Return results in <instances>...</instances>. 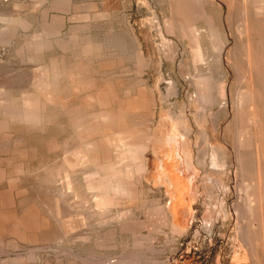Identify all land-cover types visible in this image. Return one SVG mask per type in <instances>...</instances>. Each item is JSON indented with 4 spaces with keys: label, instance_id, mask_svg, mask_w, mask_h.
<instances>
[{
    "label": "rangeland",
    "instance_id": "rangeland-1",
    "mask_svg": "<svg viewBox=\"0 0 264 264\" xmlns=\"http://www.w3.org/2000/svg\"><path fill=\"white\" fill-rule=\"evenodd\" d=\"M193 1L0 0V18L6 19H0V32L7 27L12 30L10 42L0 41V61L7 64V67L0 64V96L6 95L9 105L20 109L22 101L31 93L40 96L33 88L32 80L42 69L51 70L55 66L58 72H65L59 76L49 105L40 96L41 104L45 102V106L40 105L43 108L40 114L45 111L46 114L41 116L43 120L39 127L29 128L24 122L9 120L10 117L0 113V123L3 121L0 124V264H94V259L95 263L106 262L115 256L118 264L121 260L123 264H131L125 260L130 257L132 260L133 256L136 257L133 264H155V261H159L157 264H235L240 245L239 232H244L257 252L261 243L257 234L259 227L251 228L250 225L256 223L259 213L254 206L251 215L246 207L247 198H257L258 173L262 178L259 189L264 210V40L260 35L264 36V31H257L264 28V25L259 26L264 24V11L256 15L254 0L246 3L242 0ZM194 7L199 9L198 14L192 11ZM189 8H192L190 15ZM104 15L107 20L102 18ZM192 15L196 24L190 21ZM247 15H251V20ZM111 20L112 23H108ZM244 20L249 22L252 30L254 24L258 27L254 26L256 29L251 31L252 39L249 40L253 50L251 69L248 67L246 42L237 31ZM258 20L263 23L257 24ZM51 23L55 25L52 28L55 35L49 38L43 28ZM213 25L215 28L211 29ZM193 28L198 32L197 36L191 33ZM119 30L121 34L118 36ZM35 38L49 40V43L35 51L32 46ZM91 40L95 44H91ZM104 41L105 45L110 43L105 46L107 49ZM258 41L263 45L259 46ZM112 42L115 45L113 50ZM93 46L97 53L94 49L92 53ZM81 47H88L89 51L84 52ZM199 55L202 56L201 63ZM255 61H261L262 66ZM255 66L260 68L258 73ZM3 85L6 89L2 88ZM12 85H17L16 90ZM22 87H25L24 94ZM26 88L31 89V93L27 94ZM13 92L19 98L14 97ZM15 98L19 100L13 101ZM250 99L253 110L258 113L255 123L250 119V107L247 106ZM46 106H51L50 110ZM51 110L54 114L57 110L56 116ZM47 111H50L49 120ZM99 112L103 114L101 117L95 115ZM44 119L48 121L43 123ZM44 128L49 132L45 134ZM142 133H148L149 140L146 151L138 160L132 140L125 136L131 134L136 138ZM86 140H91L95 149L81 146ZM69 145L72 159L64 154L70 150ZM76 151L86 152L89 162H74ZM63 156L64 166L61 165ZM94 156L98 160L93 161ZM67 157L70 159L66 162ZM258 157L259 163L256 161ZM169 163L171 166L180 165L185 173H182L184 178L173 186L155 172L157 166H169ZM258 167L260 170L256 173ZM18 169H23L22 173ZM65 169L69 176L66 180ZM95 169L104 176L105 183L109 180L111 185L118 179L117 184L125 187V193L114 198L110 192L105 194V190L99 192L100 197L97 195L95 200L94 196L90 197L93 193L88 194L84 189L87 174L83 173ZM181 182L187 187V205L184 206L177 202ZM64 192L66 196L62 195ZM69 192L74 195L67 196ZM101 200L102 203L106 200L104 205L111 203L109 208L105 205L107 209H104L103 205L100 209L98 202ZM234 207L240 214L237 221ZM91 212L103 214L96 217ZM174 227L176 231L172 230ZM27 228L37 229L43 236L35 237L37 241L33 238V243L30 238H21L19 234ZM64 232L69 237H65ZM77 233H83L84 239L75 238ZM113 233L115 236L111 235ZM57 239H60L58 244ZM59 243H63L61 249Z\"/></svg>",
    "mask_w": 264,
    "mask_h": 264
},
{
    "label": "bare ground",
    "instance_id": "bare-ground-1",
    "mask_svg": "<svg viewBox=\"0 0 264 264\" xmlns=\"http://www.w3.org/2000/svg\"><path fill=\"white\" fill-rule=\"evenodd\" d=\"M147 1V0H146ZM185 1V0H184ZM198 1V0H197ZM243 2H247L248 0H242ZM192 2H194L193 0H192ZM199 2V1H198ZM216 1H213V3H215ZM218 2V1H217ZM240 2V1H239ZM242 2V3H243ZM250 2H252V0L250 1ZM146 3V2H145ZM201 3V5H202V2H200ZM242 3H239V4H242ZM244 3V4H245ZM146 4H148V3H146ZM195 4V3H194ZM196 4H198L197 2H196ZM232 4V3H231ZM243 4V5H244ZM187 5V4H186ZM190 5V4H189ZM205 5V4H204ZM212 5V4H211ZM246 5V4H245ZM250 5H251V3H250ZM249 5V6H250ZM185 6V5H184ZM206 6H207V4H206ZM189 7H191V5L189 6ZM195 7H196V5H195ZM195 7H194V9H192V11L195 13L197 10H199L198 8L197 9H195ZM198 7V6H197ZM239 7V6H238ZM246 7V6H245ZM254 10H255V12H256V15L257 16H259V15H261L262 14V12L264 11L263 9H264V0H254ZM253 7L251 6V8L253 9ZM204 8V6L202 7V9ZM207 8V7H206ZM231 8V7H230ZM242 8V7H241ZM190 8H189V11L191 10ZM246 9V8H245ZM250 9V8H249ZM195 10V11H194ZM243 10V9H242ZM200 11H201V9H200ZM244 12V10L241 12V13H243ZM246 12V11H245ZM248 12V11H247ZM252 12H253V10H252ZM249 13V14H252L253 15V13ZM177 13V12H176ZM190 13H191V11L189 12V14L188 15H190ZM198 13H199V11H198ZM197 12H196V14H198ZM105 14V13H104ZM108 14V16H109V13H107ZM196 14H194L195 16H196ZM201 14H203V12L201 13ZM204 14H205V12H204ZM111 15V14H110ZM127 15V14H126ZM207 15H208V13H207ZM242 15H244V14H242ZM177 16V15H176ZM194 16V17H195ZM199 16H201V15H199ZM203 16V15H202ZM248 16V15H247ZM249 16H251V15H249ZM248 16V17H249ZM105 17V15L102 17V18H104ZM106 17H107V15H106ZM126 17V16H125ZM124 17V18H125ZM179 17H181V15H179ZM186 17H190V16H186ZM207 17V16H206ZM110 18V17H109ZM112 18V17H111ZM198 18V17H197ZM202 18V17H201ZM200 18V19H201ZM208 18V17H207ZM207 18H205V20L207 19ZM246 18V17H245ZM250 18V17H249ZM2 21H5L6 19L5 18H0ZM104 19H106V18H104ZM104 19H103V21H104ZM107 19H108V17H107ZM106 19V20H107ZM178 19V18H177ZM190 19V18H189ZM188 19V20H189ZM193 19V15H192V18L190 19V21ZM255 19V18H254ZM263 19V18H262ZM110 20V19H109ZM114 20V19H113ZM113 20H111V22H108V23H112V21ZM120 20V19H119ZM124 20V19H123ZM126 20V19H125ZM152 20V19H151ZM176 20V19H175ZM212 20V19H211ZM242 20H243V18H242ZM247 20V19H246ZM246 20H244L243 22H241L240 23V25H239V27H238V36H240L241 38H243L244 39V41L246 42V45H247V47H246V55H247V58H248V67L251 69V64H250V56L253 54V50L251 49V47L249 46V40H250V38L252 37L251 36V31H255V29H256V27H257V25L256 24H254L252 27L253 28H255V29H251L250 28V26H249V22L247 23V21ZM250 20H251V18H250ZM157 21V20H156ZM213 21V20H212ZM248 21H249V19H248ZM252 21H255V20H252ZM261 21V20H260ZM116 22V21H115ZM191 22H193V20L191 21ZM195 22V21H194ZM193 22V23H194ZM198 22V21H197ZM205 22V21H204ZM207 22V21H206ZM114 23V22H113ZM154 23V22H153ZM209 23V22H208ZM208 23L206 24V25H208ZM211 23V22H210ZM257 23V22H256ZM262 24L263 22H259V20H258V23L257 24ZM54 24V23H53ZM149 24V23H148ZM187 24V23H186ZM194 24H196V22L194 23ZM193 24V25H194ZM201 24V23H200ZM253 23L251 22V24L250 25H252ZM60 25V24H59ZM127 25V24H126ZM192 25V26H193ZM199 25V24H198ZM210 25V24H209ZM264 24H262V25H259V26H263ZM50 26V24H48V26H47V28H46V26H45V28H43V32H45V34H46V36H48L49 38H50V36L52 37L53 35H55V31L52 29V28H54L55 27V25L53 26L52 25V23H51V26ZM106 26V25H105ZM112 26L113 25H111V27L110 28H112ZM119 26V25H118ZM254 26H256V27H254ZM59 27V26H58ZM58 27H56V29L58 28ZM109 27V26H108ZM200 27V26H199ZM109 28V29H110ZM197 28V27H196ZM210 27H208V29H209ZM213 28H215L214 27V25L211 27V29H213ZM258 28V27H257ZM260 28V27H259ZM45 29V30H44ZM105 29V28H104ZM109 29H108V31H109ZM127 29V28H126ZM202 28H200V30H201ZM207 29V28H206ZM264 29V28H263ZM257 30V31H259V32H261L262 33V31H264V30ZM111 30V29H110ZM117 30V29H116ZM121 30V29H120ZM120 30L119 31H117V33L118 32H120ZM203 30V29H202ZM201 30V31H202ZM107 31V30H106ZM127 31V30H126ZM212 31V30H211ZM215 31H216V29H215ZM105 32V31H104ZM196 32H197V30L196 29H192V31H191V33H193V34H196ZM205 32H206V30H205ZM107 33V32H106ZM109 33V32H108ZM111 33H112V31H111ZM110 33V36L113 34H111ZM117 33L115 32V35H117ZM198 33V32H197ZM213 33V32H212ZM219 33V32H218ZM12 30L10 29V28H6V29H4L3 31H1L0 32V41H1V43H3V42H6V41H8V42H10L11 40H8L12 35ZM57 34V33H56ZM121 34V32L118 34V36ZM203 34L205 35V33H204V31H203ZM134 35V34H133ZM218 35L219 34H217V36L216 37H218ZM260 35H262V37H263V39L262 40H264V36H263V34H260ZM107 36V35H106ZM109 36V37H110ZM196 36H197V34H196ZM195 36V38L197 39V37ZM208 36H209V34H208ZM237 36V35H236ZM237 36V37H238ZM251 36V37H250ZM47 37V38H48ZM108 37V36H107ZM112 37H113V35H112ZM115 37L116 36H114V38L113 39H115ZM200 37V36H199ZM210 38H213V36L211 37V36H209ZM48 38V39H49ZM119 38V37H118ZM132 38V37H131ZM93 39V38H92ZM117 39V38H116ZM237 39H239V37L237 38ZM252 39V38H251ZM260 39V38H259ZM105 40H107V39H105ZM112 40V39H111ZM110 40V41H111ZM118 40V39H117ZM213 40H214V38H213ZM219 40V39H218ZM92 41V40H91ZM90 41V43L91 44H95V42H91ZM107 41H109V40H107ZM220 41V40H219ZM68 42V44L69 43H71V41L69 42V41H67ZM88 42V41H87ZM198 42H199V40H198ZM221 42V41H220ZM260 42H262V41H260ZM7 43V42H6ZM49 43V40H47V41H44L42 38L41 39H39V38H35L34 39V41H33V43H32V46H33V49L35 50V51H40L45 45H47ZM109 42H107L106 44L107 45H109L108 44ZM113 43V42H112ZM114 43H117L116 41H114ZM114 43H113V45H114ZM222 43V42H221ZM243 43V42H242ZM263 44H264V42H262ZM67 44V43H66ZM67 44V45H68ZM89 44V43H88ZM88 44H86V45H88ZM96 44H98L97 42H96ZM119 44H121V43H119ZM199 44V43H198ZM218 44H219V42H218ZM224 44V43H223ZM222 44V45H223ZM258 44H259V46H261V45H263V44H261L260 45V43H259V41H258ZM62 45V44H61ZM82 45V44H81ZM107 45H105V41H104V47L105 46H107ZM118 45V44H117ZM125 45H126V43H125ZM136 45V44H135ZM254 45L255 44H253V47H254ZM99 46H101V44H99ZM199 46V45H198ZM197 46V47H198ZM243 46H245V45H243ZM48 47V46H47ZM97 47V46H96ZM110 47V46H109ZM108 47V50L110 49ZM115 47V45L112 47V50H113V48ZM126 47V46H125ZM200 47V46H199ZM198 47V48H199ZM257 47H258V45H257ZM257 47H255L254 49H256L257 51L259 50V48H257ZM66 48V47H65ZM117 48H118V46H117ZM119 48H121V47H119ZM122 48H123V46H122ZM219 48H220V46H219ZM7 49V48H6ZM81 49H82V51H84V52H86V51H89V48L88 47H81ZM93 49H94V51H95V47L93 46V48H92V53L94 52L93 51ZM105 49H107L106 47H105ZM138 49V48H137ZM217 49V48H216ZM260 49H262L261 47H260ZM107 50V52H109V55H110V50L108 51ZM116 50V49H115ZM114 50V51H115ZM106 51V50H105ZM136 51V50H135ZM220 51V50H219ZM263 51V50H262ZM5 52V51H4ZM3 52V53H4ZM83 52V53H84ZM107 52H104L105 54H107ZM112 52V51H111ZM116 52H118V51H116ZM115 52V53H116ZM132 52V51H131ZM221 52V51H220ZM261 52V51H260ZM95 53H97L96 51H95ZM119 53V52H118ZM254 53H256V52H254ZM11 54V53H10ZM100 54V53H99ZM112 54V53H111ZM117 54V53H116ZM120 54H122V52L120 53ZM97 55V54H96ZM108 55V56H109ZM259 55V54H258ZM257 55V56H258ZM1 56H4V54L3 55H1ZM111 56H113V55H111ZM115 56V55H114ZM264 56V55H263ZM262 56V58L264 59V57ZM103 57V56H102ZM105 57H107V56H105ZM110 57V56H109ZM108 57V58H109ZM201 57L202 56H198V60L200 61V59H201ZM259 57V56H258ZM1 58V57H0ZM6 59H7V57H5ZM4 58V59H5ZM89 58H90V56H89ZM113 58V57H112ZM110 59V58H109ZM109 59H107V60H109ZM256 59H257V57H256ZM2 60V59H1ZM8 60V59H7ZM105 60V59H104ZM258 60V59H257ZM259 60H260V58H259ZM3 61V60H2ZM28 61V60H27ZM29 61H30V59H29ZM89 61V60H88ZM91 61V60H90ZM263 62H262V64H264V60H262ZM109 62V61H108ZM204 62V61H203ZM202 62V63H203ZM256 62V61H255ZM254 62V63H255ZM261 62V61H260ZM259 62V63H260ZM2 62L0 61V64H1ZM21 63V62H20ZM112 63H114V62H112ZM115 63H116V60H115ZM200 63H201V61H200ZM258 62H256V64H257ZM258 63V64H259ZM2 64H5V66L7 67V64L6 63H2ZM60 64V63H59ZM115 65H117V64H115ZM201 65V64H200ZM260 65H261V63H260ZM2 67H4L3 65H1ZM26 66V65H25ZM145 66V65H144ZM257 67H258V65H256ZM255 66V67H256ZM262 66V65H261ZM60 67V66H59ZM235 67V66H234ZM256 67V68H257ZM19 68H20V66H19ZM115 68V67H114ZM202 68V67H201ZM208 68H209V66H208ZM244 68H247V66L246 67H244ZM0 69H2V68H0ZM4 69H5V67H4ZM204 69V68H203ZM10 70V69H9ZM63 70H64V68H63ZM197 70V69H196ZM259 70H260V68L258 69L257 68V70H256V72L258 73L259 72ZM4 72H6V70H3ZM2 70H1V72L2 73H4ZM59 70H57L56 68H55V66L51 69V70H46V69H42L41 71H40V74L38 75V76H36L35 78H34V80H32L33 81V83L30 81L29 82V84L30 83H32V86H33V88H35L39 93H40V96H42L43 98H44V100H45V102H46V105H49V103H51V94H52V91L57 87V85H58V79H59V76H60V74L62 75V74H65V72L64 71H62L61 69H60V71H62V72H58ZM112 71H113V69H112ZM111 71V72H112ZM255 71V70H254ZM67 72V71H66ZM102 72V71H101ZM105 72V71H104ZM255 72V73H256ZM1 73V74H2ZM6 73H8V72H6ZM109 73H110V71H109ZM108 73V74H109ZM114 73H116V71H114ZM118 73V72H117ZM253 73V72H252ZM103 74V73H102ZM261 74V73H260ZM3 75V74H2ZM25 75V74H24ZM110 76V78L112 77L111 76V74H109ZM114 75V74H113ZM253 75V74H252ZM257 75V74H256ZM1 76V75H0ZM7 76H9V75H7ZM74 76V75H73ZM5 77H6V75H5ZM4 77V78H5ZM19 77V76H18ZM75 77V76H74ZM115 77V76H114ZM113 78V77H112ZM1 79V78H0ZM76 79V78H75ZM9 80V79H8ZM8 80H6V81H8ZM18 80H19V78H18ZM18 80L16 81L17 83H18ZM23 80V79H22ZM60 80H63V79H60ZM59 80V81H60ZM110 80V79H109ZM113 80V79H112ZM257 80V79H256ZM24 81V80H23ZM66 81H67V79H66ZM258 81V80H257ZM5 82V81H4ZM19 82H22L21 80L19 81ZM60 82H62V81H60ZM70 82V81H69ZM69 82H67V83H69ZM255 82V81H254ZM6 83L7 82H5V85H6ZM73 83V82H72ZM259 83V82H258ZM16 84V83H15ZM60 84V86H61V83H59ZM63 84V83H62ZM1 85V84H0ZM5 85H3L4 87H2L3 89H6L5 88ZM22 85V84H21ZM64 85V84H63ZM13 86V85H12ZM11 86V87H12ZM17 86V85H16ZM16 86H13L12 88L14 89V90H16ZM19 87V86H18ZM28 87L29 88H32V87H30L29 85H28ZM27 87V88H28ZM67 87V86H66ZM26 88V92H27V89ZM68 88H70V87H68ZM67 88V89H68ZM258 88V87H257ZM13 89H12V91H13ZM18 89V88H17ZM25 87L23 88L22 87V93L24 94L25 92ZM24 90V91H23ZM30 90L31 89H29L28 90V92H27V94L30 92ZM60 90H61V87H60ZM65 90V89H64ZM258 90V89H257ZM11 91V92H12ZM35 91V90H34ZM255 91V90H254ZM9 92V91H8ZM15 92V91H14ZM13 92V93H14ZM18 92H19V89H18ZM33 92V91H32ZM256 92V91H255ZM258 92V91H257ZM0 93H2V92H0ZM17 93V92H16ZM31 93V92H30ZM34 93H35V95L36 96H34ZM57 93H59L58 91L56 92V94ZM4 94H6V93H4ZM15 94V93H14ZM18 95V94H17ZM16 94L14 95V97L15 96H17ZM20 95H21V90H20ZM31 95H33V96H31ZM31 95L29 96L28 95V97H26L25 99H24V101H22L21 103H22V108H20L19 109V107H18V109H16L15 107L13 108V106H10L9 105V103L7 102V99H6V95L5 96H0V113H2L3 114V116H6V117H10V119L9 120H11V118H12V120L14 119V120H16V121H20V122H24V125L26 124V126L28 125L29 126V128L31 127V128H36V127H39V124H40V121L41 120H43L42 118H41V116L42 117H44L43 116V114H46L45 112L43 113V114H40V109L43 107V104L45 103V102H42L43 104H41V101H43V100H41V98H40V96L38 95V94H36V92H33V94L31 93ZM38 95V96H37ZM69 95V94H68ZM254 95V94H253ZM24 96V95H23ZM54 96V95H53ZM18 97V96H17ZM21 97V96H20ZM56 97V96H55ZM68 97V96H67ZM72 97V96H71ZM19 98V97H18ZM13 99V101H15V100H19V99ZM22 98H24V97H22ZM69 98V97H68ZM257 98V97H256ZM53 99H54V97H53ZM10 100V99H9ZM56 100H57V98H56ZM67 100V99H66ZM251 100V99H250ZM249 100V102H248V104L249 105H247L248 107H250V119H251V121H252V123H255L256 122V117H257V114L258 113H256V111H254L253 110V102H252V100L250 101ZM259 100V99H258ZM12 101V100H11ZM110 101V100H109ZM17 104H18V102H17ZM110 104H111V102H110ZM115 104V103H114ZM117 104V103H116ZM40 105L42 106L41 108H40ZM51 105V104H50ZM44 106H45V104H44ZM57 106H58V104H57ZM59 106H61L60 104H59ZM113 106V105H112ZM223 106V105H222ZM256 106V105H255ZM46 107H48V106H46ZM50 108H51V106H49ZM49 107L48 108H46L47 110H50L49 109ZM257 107V106H256ZM43 109V108H42ZM41 109V110H42ZM116 109H117V107H116ZM258 109V108H257ZM98 110V109H97ZM51 111H53V110H51ZM56 112H57V110H55ZM104 111H106V110H104ZM48 112V117H47V119L49 120L50 119V111H47ZM55 112V114H57ZM104 113V112H103ZM2 114L0 115V116H2ZM52 114V113H51ZM53 114H54V111H53ZM52 114V115H53ZM54 114V116H56ZM97 117H101L103 114H102V112H99V113H96L95 114ZM47 116V115H46ZM260 116V115H259ZM53 118V117H52ZM45 119H46V117H45ZM44 119V120H45ZM259 119V118H258ZM6 120V119H5ZM48 120H45V122H43V123H46ZM55 120V119H54ZM52 121V120H51ZM57 121V120H56ZM5 123H6V121H4ZM10 122V121H9ZM70 122V121H69ZM69 122H68V124H69ZM1 123H3V121L1 122ZM0 123V124H1ZM4 123V124H5ZM10 123H12V121L10 122ZM14 123V122H13ZM19 123V122H18ZM41 123H42V121H41ZM49 123V122H48ZM59 123V122H58ZM50 124H51V122H50ZM7 125V124H6ZM42 125V124H41ZM47 125V124H46ZM52 125V124H51ZM53 125H54V122H53ZM59 125V124H58ZM71 125V124H70ZM70 125H69V127H70ZM18 126V125H17ZM23 125H21V127H22ZM27 126V127H28ZM254 126V125H253ZM256 126V125H255ZM24 127V126H23ZM60 127H62V126H60ZM78 127V126H77ZM43 128V127H42ZM54 128V127H53ZM83 128V127H82ZM237 128V127H236ZM257 128V127H256ZM1 129V128H0ZM7 129V128H6ZM41 129V128H40ZM46 129H47V127H46ZM45 128L44 129H42V130H45V134H46V132H49V131H47ZM50 129V128H49ZM48 129V130H49ZM78 129H81V128H79L78 127ZM88 129V128H87ZM35 130V132H36V129H34ZM37 130H39V129H37ZM56 130V129H55ZM84 130V129H83ZM100 130H101V128H100ZM57 131H59V130H57ZM68 131V130H67ZM82 131V130H81ZM99 131V130H98ZM34 131H32V133H33ZM42 131H40V133H41ZM30 133V132H29ZM37 133V132H36ZM42 133H44V132H42ZM69 133V132H68ZM53 134V133H52ZM79 134V133H78ZM117 134H120V132H118ZM54 135H56V134H54ZM74 136V135H73ZM76 136V135H75ZM80 136V135H79ZM75 138V137H74ZM73 138V139H74ZM79 138V137H78ZM81 138V137H80ZM98 138V137H97ZM125 138L127 139V140H132V141H130L131 142V144H132V147H133V150H134V153L136 154V155H138L137 156V159L139 160V159H141V157H142V155L144 154V152L146 151V144H147V142H148V140H149V135H148V133H142L140 136H138V137H134L133 135H126L125 136ZM71 139V138H70ZM69 139V140H70ZM64 140H66V139H64ZM93 140H96L95 138L93 139ZM254 140V139H253ZM67 141V140H66ZM68 142V141H67ZM50 143H52V142H50ZM65 143V142H64ZM80 143V142H79ZM63 144V143H62ZM257 144V143H256ZM78 145V144H77ZM62 146V145H61ZM81 146H85V148H87L88 150H93V149H95V147H94V144L91 142V140L89 141V140H86L85 142H84V145H82L81 144ZM72 147V146H71ZM74 147V146H73ZM65 148V147H64ZM84 148V147H83ZM66 149H67V147H66ZM69 149L70 150H65L66 151V153H64V154H68V157H70L71 158V156L70 155H73V154H69V152L70 151H72L71 150V148H70V145H69ZM75 149H76V147H75ZM79 150V149H78ZM64 151V150H63ZM63 151H62V153H63ZM85 151V150H84ZM84 151H76V152H74V155H75V157H76V159L74 160V162L75 161H77V163H81V164H86L87 162H89L88 161V158H87V153L86 152H84ZM257 151V150H256ZM71 153V152H70ZM68 157H67V159H68ZM74 157V158H75ZM112 157V156H111ZM252 157V156H251ZM65 158V156H63V163L61 164L62 166H64V159ZM69 158V159H70ZM73 158V159H74ZM101 158V157H100ZM114 158L115 159H118L116 156H114ZM66 159V162L67 161H69V159L67 160ZM72 159V158H71ZM112 159V158H111ZM253 159V158H252ZM60 160V159H59ZM92 160L93 161H96V160H98V157L97 156H94L93 158H92ZM255 160V159H254ZM61 161V160H60ZM79 161V162H78ZM113 161H114V159H113ZM256 161H258V163H259V161H260V158L258 157L257 158V160ZM65 162V163H66ZM70 162H71V160H70ZM73 162V163H74ZM140 162V161H139ZM250 162V161H249ZM253 162V161H252ZM240 163V162H239ZM52 164V163H51ZM104 164V163H103ZM170 164V163H169ZM256 164V163H255ZM22 165V164H21ZM43 165V164H42ZM73 165H75V164H73ZM72 165V166H73ZM79 165V164H78ZM92 165V164H91ZM90 165V166H91ZM97 165V164H96ZM101 164H99V166H100ZM240 165V164H239ZM253 165V164H252ZM41 166V165H40ZM48 166H50V164L49 165H47V167ZM66 166V165H65ZM80 166V165H79ZM84 166V165H83ZM116 166V165H115ZM241 166V165H240ZM255 166V165H254ZM259 166V165H258ZM23 167V166H22ZM21 167V168H22ZM26 167V166H25ZM39 167V166H38ZM46 167V166H45ZM45 167H42V168H45ZM61 167V166H60ZM76 167V166H75ZM86 167V166H85ZM91 167H93V166H91ZM94 167L96 168V166L94 165ZM34 168V167H33ZM66 168H67V166H66ZM70 168V167H69ZM180 169V168H179ZM16 171H17V168L15 169ZM19 171L18 172H20V173H22L21 171L23 170V169H21V171H20V169H18ZM48 170V169H47ZM67 170H68V168H67ZM70 170H73V168L71 169L70 168ZM76 170V169H75ZM86 170V169H85ZM257 171H256V173L260 170L259 169V167L256 169ZM42 172H43V170H41ZM65 171V175H67L68 176V174H66V169L64 170ZM63 171V172H64ZM77 171V170H76ZM75 171V172H76ZM81 171V170H80ZM84 171V170H83ZM87 171H89L88 169H87ZM181 171H183V170H181ZM240 171V170H239ZM17 172V174H19ZM105 172V171H104ZM37 173V172H36ZM39 173H41V172H39ZM83 173V172H82ZM240 173V172H239ZM45 174V173H44ZM70 174V173H69ZM72 174V173H71ZM80 174H81V172H80ZM84 174H87L86 176H85V185H86V188H84V189H86V191H88V194H89V192H91V193H93V195H91L90 194V197H92L93 198V196H94V200L96 199L95 197L98 195V198L100 197L99 196V192H103V191H105L106 190V192H105V194H107V192H110L112 195H113V197L114 198H116V196L117 195H122V194H124L125 193V187H123L122 185H119V184H117V181H118V179H117V181H116V183H114V184H111L110 185V181H109V184L108 185H106V183L108 182V181H106V183L104 182V180H103V178H104V176L103 175H101L100 174V172L98 171V170H96L95 169V171L94 172H91V173H87V172H84L83 173V175ZM103 174V173H102ZM21 175V174H20ZM55 175V174H54ZM64 175V176H65ZM77 175V174H76ZM107 175V174H106ZM241 175V174H240ZM257 187H258V189H257V193H258V195H257V198L255 199H251V197L250 198H247V210H248V212H249V214H251L252 215V211H253V209H254V206H255V210L259 213V218L257 219V221H256V223H254V224H251L250 226H251V228H255V227H259V232L257 233L259 236H258V239H259V241L261 242H259L260 244H259V247L256 249L257 250V252L254 250V247L252 246V243L249 241V239L246 237V235L245 234H241V232H239V236H238V238H239V242H240V245H239V251H238V254H237V256L235 257L236 258V260H235V264H264V231H263V229H262V227H264V210H263V207H262V200H261V195H260V189H259V187H260V181H261V177L259 176V174L257 173ZM35 176H39V175H35ZM67 176H65V180L66 179H69V176H68V178H67ZM72 176V175H71ZM82 176V175H81ZM119 176V175H118ZM45 177V176H44ZM55 177V176H54ZM53 177V178H54ZM57 177V176H56ZM73 177V176H72ZM183 177V176H182ZM16 178V177H15ZM41 178V177H40ZM52 178V179H53ZM63 178V177H62ZM184 178V177H183ZM11 179V178H10ZM42 179V178H41ZM45 179V178H44ZM52 179H51V182L50 183H52ZM53 180H55V179H53ZM58 179H56V181H57ZM79 180H81V179H79ZM175 180V179H174ZM46 181V180H45ZM48 181V180H47ZM46 181V183H48ZM60 181V180H59ZM112 182H113V180H111ZM176 181V180H175ZM58 182V181H57ZM67 182H69V181H67ZM66 182V183H67ZM71 182V181H70ZM83 182V181H82ZM111 182V183H112ZM173 182V181H172ZM176 182H178V181H176ZM56 183V182H55ZM63 183H64V181H63ZM62 183V184H63ZM119 183V182H118ZM168 183V182H167ZM38 184H39V182H38ZM70 184H72V183H70ZM70 184H68V185H70ZM79 183H77V185H78ZM177 184V183H176ZM181 185H182V188L180 187V192L181 193H179V197H178V199H177V202H179L180 204H183V206L184 205H187V198L185 197V192L187 191V187L184 185V183H180ZM253 184V183H252ZM65 185V184H64ZM75 185V184H74ZM74 185H72V186H74ZM80 185V184H79ZM78 185V186H79ZM85 185H84V187H85ZM80 186H82V185H80ZM178 186H180V185H178ZM69 188H70V186H68ZM67 187V188H68ZM246 188H248V186L246 187ZM72 189V188H71ZM78 189H80V187L78 188ZM82 189V188H81ZM170 189V188H169ZM182 189V190H181ZM250 189V188H249ZM63 190V189H62ZM191 191H192V186H191V189H190ZM245 190V189H244ZM247 190V189H246ZM245 190V191H246ZM61 191V190H60ZM64 191H66V190H64ZM69 191V190H68ZM14 192V191H13ZM62 192V191H61ZM72 192V191H71ZM71 192H69L68 194H67V196L70 194V195H74V194H71ZM76 193H77V191H75ZM81 192V191H80ZM85 193V192H84ZM83 193V194H84ZM104 193V192H103ZM102 193V194H103ZM241 193V192H240ZM60 194H62V193H60ZM102 194H101V196H102ZM110 194V195H111ZM190 194V193H189ZM63 196H66L65 195V192H64V194H62ZM240 195V194H239ZM186 196H187V193H186ZM71 197V196H70ZM109 197V196H108ZM180 197H181V199L182 200H180ZM192 197V196H191ZM26 198H28V197H26ZM97 198V199H98ZM65 199V198H64ZM109 199V198H108ZM240 199H242V196H241V198ZM80 200V199H79ZM112 200H113V198H112ZM176 200V199H175ZM77 201V200H76ZM83 201H85V200H83ZM106 201V200H105ZM105 201H104V203H105ZM75 202V201H74ZM89 202V201H88ZM107 202H109V201H107ZM106 202V203H107ZM236 202V201H235ZM242 202V201H241ZM60 203V202H59ZM83 203V202H82ZM96 203V202H95ZM99 204H101L102 203V200H101V203L100 202H98ZM97 203V204H98ZM104 203H102L101 205H99L98 204V206H99V208H100V206H101V208L103 207V205H104ZM86 204V203H85ZM85 204H84V206H85ZM89 204V203H88ZM108 204H110L111 205V203H107V205L106 206H108ZM113 204V203H112ZM234 204V203H233ZM240 204V203H239ZM242 204V203H241ZM243 204H244V202H243ZM96 205V204H95ZM104 205V209H107L106 208V206ZM234 205H236V204H234ZM90 206H91V204H90ZM79 207H82V206H80V204H79ZM240 207V206H239ZM88 208H90V207H88ZM98 208V207H97ZM100 208V209H101ZM108 208H109V206H108ZM233 208V207H232ZM235 208V213H234V215H235V220L237 219V218H239V216H240V214L238 213L239 211L237 210V208L236 207H234ZM245 208V209H246ZM166 209H170V208H168V207H166ZM186 209V208H185ZM240 209H241V207H240ZM8 210V209H7ZM83 210V209H82ZM103 210V209H102ZM109 210V209H108ZM118 210V209H117ZM242 210V209H241ZM247 210H246V212H247ZM84 211H85V209H84ZM89 211V209L87 210V212ZM91 211H92V209H91ZM121 211V210H120ZM233 211V212H234ZM96 212V211H95ZM100 212V211H99ZM99 212H97L99 215H102L103 213H99ZM243 212V211H242ZM92 213V212H91ZM90 213V214H91ZM94 213V212H93ZM92 213V214H93ZM104 213H106V212H104ZM186 213V212H185ZM245 213V212H244ZM83 214V213H82ZM86 214V213H85ZM89 214V215H90ZM98 214H93L94 216H96V215H98ZM111 214V213H110ZM51 215V214H50ZM98 215V216H99ZM112 215V214H111ZM115 215H117L116 213H115ZM121 215V214H120ZM186 215V214H185ZM242 215V214H241ZM244 215V214H243ZM85 216V215H84ZM104 216V215H103ZM106 216V215H105ZM188 216V215H187ZM97 217V216H96ZM108 217V216H107ZM117 218H118V216H116ZM116 217H115V219H116ZM242 217V216H241ZM252 217V216H251ZM53 218V217H52ZM80 218V217H79ZM92 218H93V216H92ZM100 218H103L104 219V217H101L100 216ZM99 218V219H100ZM108 218H110V216L108 217ZM243 218V217H242ZM90 219H91V217H90ZM105 219H107V218H105ZM55 220V219H54ZM244 220H245V218H244ZM97 221V220H96ZM101 221H103V220H101ZM105 221V220H104ZM113 221V220H112ZM111 221V222H112ZM116 221L117 220H115V223H116ZM237 221V220H236ZM82 222H83V220H82ZM85 222H87L86 221V219H85ZM107 222V221H106ZM78 223H81V221L80 222H78ZM95 223V222H94ZM114 223V222H113ZM239 222H237L236 224H238ZM245 222H243V224H244ZM97 224V223H96ZM98 224H100V222H98ZM122 224V223H121ZM51 225V224H50ZM59 225V224H58ZM79 225V224H78ZM105 225H107V224H105ZM110 225V224H109ZM82 226V225H81ZM86 226V225H85ZM88 226H91V225H88ZM115 226V225H114ZM205 226V225H204ZM237 226V225H236ZM56 227V226H55ZM66 227V226H65ZM96 227V226H95ZM239 227H240V225H239ZM239 227H237V229H240ZM94 228V227H93ZM100 228V227H99ZM209 228V227H208ZM207 228V229H208ZM244 227H242L241 229H243ZM87 229V228H86ZM206 229V228H205ZM245 229V228H244ZM243 229V230H244ZM23 230V229H22ZM42 230V229H41ZM80 230V229H79ZM78 230V231H79ZM91 230V229H90ZM172 230H174V231H176V229H175V227L174 228H172ZM64 231V230H63ZM111 231H113V230H111ZM205 232L207 231V230H204ZM236 231V230H235ZM237 231H239V230H237ZM56 233H57V230L55 231ZM54 232V233H55ZM73 232V231H72ZM81 232H83V231H81ZM91 232V231H90ZM74 233V232H73ZM72 233V234H73ZM93 233V232H92ZM116 233V232H115ZM207 233H211V232H208L207 231ZM236 233V232H235ZM47 234V233H46ZM58 234V233H57ZM57 234H56V236H57ZM66 233L64 232V235H65ZM89 234V233H88ZM98 234H102V233H98ZM194 234H195V232H194ZM194 234H193V236H194ZM39 235H42V232L41 231H39V230H37V229H34V228H27L26 229V231L24 232V233H21V234H19V236L21 237V238H25V237H27V238H30L29 239V241L31 242L32 241V243H33V238H38L37 236H39ZM48 235V234H47ZM55 235V234H54ZM52 236V237H54L55 238V236ZM59 235V234H58ZM84 234L83 233H77L76 234V236H75V238H77L78 240H81L82 239V236H83ZM90 235V234H89ZM111 235H113V236H115L114 235V233L113 234H111ZM196 235H199V234H197V232H196ZM43 236V235H42ZM50 236V235H49ZM66 236H68L67 234L65 235V237ZM71 236H73V235H71ZM104 236V235H103ZM108 236V235H107ZM47 237V236H46ZM60 237V236H59ZM69 237V236H68ZM74 237V236H73ZM102 237V236H101ZM196 237V236H195ZM209 237H210V235H209ZM35 238V239H36ZM42 238V237H41ZM40 238V239H41ZM58 238V237H57ZM85 238H88V235L87 236H85ZM89 238L91 239L92 237L91 236H89ZM112 238V237H111ZM237 238V239H238ZM15 239V238H14ZM43 239H45V240H47V239H52V238H49V237H47V239L46 238H44L43 237ZM84 239V238H83ZM82 239V240H83ZM90 239H87L86 241L87 242H89V240ZM98 239H100V237L98 238ZM102 239V238H101ZM104 239V238H103ZM173 239V238H172ZM56 240V239H55ZM54 240V241H55ZM58 240V239H57ZM60 240V239H59ZM59 240L56 242L57 244H58V242H59ZM69 240H72V239H70L69 238ZM76 240V239H75ZM36 241H37V239H36ZM43 241V240H42ZM53 241V242H54ZM168 241V240H167ZM173 241V240H172ZM252 241V240H251ZM29 242V243H30ZM64 242V241H63ZM169 242V241H168ZM174 242V241H173ZM38 243V242H37ZM55 243V242H54ZM55 243V244H56ZM72 243V242H71ZM93 243V242H92ZM172 243V242H171ZM50 244V243H49ZM60 244V243H59ZM61 244H63V243H61ZM61 244H60V249H61ZM75 244V243H74ZM87 244V243H86ZM47 245V244H46ZM54 245V244H53ZM52 245V246H53ZM73 245V244H72ZM24 246V245H23ZM41 246V245H40ZM58 246V245H57ZM173 246V245H172ZM172 246H168V247H172ZM28 247V246H27ZM35 247H36V245H35ZM64 247V246H63ZM236 247V246H235ZM58 247H57V249H59ZM42 249V248H41ZM189 249V248H188ZM236 249V248H235ZM47 250V249H46ZM66 250V249H65ZM175 250V249H174ZM223 250V249H222ZM43 251V250H42ZM56 251V250H55ZM69 252H70V250H68ZM128 251V250H127ZM69 252H68V254H69ZM173 252V251H172ZM222 251H220L219 253H221ZM49 253V252H48ZM73 253V252H72ZM98 253H99V251H98ZM101 253V252H100ZM129 253H131V252H129ZM218 253V254H219ZM234 253H235V251H234ZM233 253V254H234ZM44 254V253H43ZM61 254V253H60ZM211 254V253H210ZM65 255V254H64ZM67 255V254H66ZM97 255H100V254H97ZM108 255V254H107ZM124 255V254H123ZM33 256V255H32ZM68 256V255H67ZM115 256V255H114ZM122 256V255H121ZM132 256V255H131ZM29 257H30V255H29ZM60 257H62V256H60ZM60 257H58V258H60ZM98 257V256H97ZM96 257V258H97ZM102 257V256H101ZM126 257V254H125V256H124V258ZM127 257H130L128 254H127ZM23 258V257H22ZM95 258V257H94ZM100 258V257H99ZM115 258H117L116 256L115 257H112L111 259H108L106 262H103V261H101V262H96L95 263V259L93 260V262H94V264H118L117 262L118 261H116L115 260ZM123 258V257H122ZM131 258V257H130ZM130 258H128V259H126L125 261H129L131 264H133V258H135L136 259V257H134L133 256V258H132V260L130 259ZM66 259V258H65ZM105 259V258H104ZM112 259H114V260H112ZM139 259V258H138ZM218 259L220 260V258L218 257ZM225 259V258H224ZM118 260V259H117ZM120 260V259H119ZM131 260V261H130ZM219 260H218V263H219ZM227 260V259H226ZM92 261V260H91ZM97 261H98V259H97ZM138 261V260H137ZM136 260H135V262H137ZM155 261V260H154ZM217 261V260H216ZM1 262H3V261H1ZM76 262V261H75ZM121 262V263H120ZM140 262V261H139ZM152 262V261H151ZM159 261H155V264H157ZM161 262V261H160ZM228 262V261H227ZM124 263V261H119V264H123ZM154 263V262H153ZM85 264H87V263H85ZM93 264V263H92ZM125 264H129V263H126L125 262ZM149 264V263H148Z\"/></svg>",
    "mask_w": 264,
    "mask_h": 264
},
{
    "label": "crops",
    "instance_id": "crops-1",
    "mask_svg": "<svg viewBox=\"0 0 264 264\" xmlns=\"http://www.w3.org/2000/svg\"><path fill=\"white\" fill-rule=\"evenodd\" d=\"M172 165V164H171ZM169 164V166H157L155 168V172L160 175V177L164 180L165 183H167L168 181H170V183H172V186L174 185V183L179 180L181 181L183 179L182 177V173H184L181 168L180 165L177 166H171ZM180 168V169H179ZM185 174V173H184ZM176 181H175V180ZM173 181V182H172ZM185 221V220H184ZM183 221V222H184Z\"/></svg>",
    "mask_w": 264,
    "mask_h": 264
}]
</instances>
